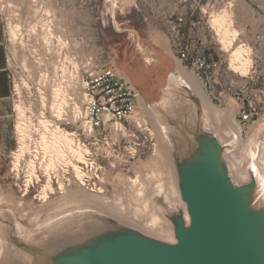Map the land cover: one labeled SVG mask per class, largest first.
Here are the masks:
<instances>
[{
	"label": "rangeland",
	"instance_id": "374dc122",
	"mask_svg": "<svg viewBox=\"0 0 264 264\" xmlns=\"http://www.w3.org/2000/svg\"><path fill=\"white\" fill-rule=\"evenodd\" d=\"M135 1L137 7L129 0H123L122 4L118 0H0V12L7 23L9 67L16 91V151L20 147L19 124L27 121L33 128V139L37 140L36 129H39V121L43 117L75 134L78 142V127L83 117L75 119L70 107L58 120L51 109L55 86H65L73 96L70 61L65 64L61 61V57L67 55L71 59L84 52H94L101 62L117 64L121 74H126L137 86L149 106L141 112L150 126L147 140L140 136L143 146L135 159L129 158L137 144L135 138L116 144L102 138L98 145L91 150L88 148L94 155L101 154L104 167L101 181L104 192L101 195L117 200L136 217L135 220L103 208H90L86 213L76 207L71 210L67 205L97 193L80 188L76 181L71 188L60 192L57 175L54 174L52 184L55 194L50 193L44 202L40 194L48 177L42 169H38L40 181L34 180L28 195L23 196L28 181L26 162L22 163L17 174L12 172L14 155L1 161L0 264H18L21 255L28 256L25 249L28 245H41L66 229L93 219L94 214L111 217L151 233L143 223L158 212L164 221H160L151 234L162 238L166 236V218L158 200L163 198L171 208L181 202L169 137L178 136L179 127L195 118V98L198 97L186 78L178 74L179 67L184 66L173 48L170 22L175 15L194 13L189 22L194 21L198 25L189 38L196 42L197 50L202 53L208 50L211 57L220 62L209 83L202 82L192 70L184 67L200 81L211 103L221 111L220 123L206 115L208 125L224 141L233 140L236 144L231 155L235 153L244 163L237 165L231 156L230 159L239 174L247 163L256 162L259 165V156L264 153V0ZM94 5L99 7L95 15L90 14ZM222 13L229 15L230 23L232 21L227 28L238 32L236 47L243 45L245 52L250 53L247 74L230 70L231 54L225 51L212 23ZM49 21L50 26L54 25L53 34L61 36L66 45L54 39L53 43H47L46 25ZM17 25L21 27L20 31H16ZM12 31L18 33L13 36ZM147 59L152 61L151 66L146 63ZM163 63L168 66L167 70L162 68ZM43 96L47 99L46 107L42 103ZM250 103H256L258 116L254 124L243 125L238 113L241 107L247 109ZM18 106L25 107L26 117H20ZM238 127L242 130L241 136H237ZM35 142H31L33 150L37 146ZM70 172H73L72 169ZM168 227L170 230V225Z\"/></svg>",
	"mask_w": 264,
	"mask_h": 264
},
{
	"label": "water",
	"instance_id": "95a60500",
	"mask_svg": "<svg viewBox=\"0 0 264 264\" xmlns=\"http://www.w3.org/2000/svg\"><path fill=\"white\" fill-rule=\"evenodd\" d=\"M195 102V118L169 137L181 202L171 208L158 200L172 240L94 214L28 245L18 264H264L261 168L249 163V178L241 179L230 159L236 144L210 128L201 99Z\"/></svg>",
	"mask_w": 264,
	"mask_h": 264
},
{
	"label": "built area",
	"instance_id": "2783aa9c",
	"mask_svg": "<svg viewBox=\"0 0 264 264\" xmlns=\"http://www.w3.org/2000/svg\"><path fill=\"white\" fill-rule=\"evenodd\" d=\"M193 16V12L178 14L170 22L173 48L177 52L181 65L186 69L194 70L195 76L202 82L209 83L214 72L219 68L220 62L215 57L212 58L210 52L207 53L208 50L204 53L197 50L196 42L189 38L198 25L194 21L189 22ZM70 66L72 68L70 79L74 84L71 102L73 107L77 106L83 112L81 116L83 120L78 127L79 134L77 135H80L78 142L91 150L93 146L99 144L102 138L109 139L114 144L128 142L135 138L137 144L129 156L130 159H135L139 156V150L143 146L139 141L140 136H144L147 140V134L150 132L149 123L141 112L142 104H145L141 91L128 77L121 74L117 64L101 62L98 54L94 52H84L77 57H72ZM12 80L14 81L13 78ZM15 92L13 89V98ZM238 114H241V124H254L258 116V107L256 103L247 104V109L241 107ZM14 115L16 120L18 118L16 108ZM72 135L75 138V134ZM109 155L106 154V156ZM100 156L101 154L95 153L94 155L89 151L85 155L84 162H77L82 174L79 179L73 167H68L61 177L56 176L60 192L65 188H71L74 185L73 181H76L80 188L93 193L104 192L101 187L104 167ZM60 181L63 182L62 187L59 184ZM53 194L55 192L51 195ZM26 195L28 194H23V196Z\"/></svg>",
	"mask_w": 264,
	"mask_h": 264
},
{
	"label": "bare ground",
	"instance_id": "6f19581e",
	"mask_svg": "<svg viewBox=\"0 0 264 264\" xmlns=\"http://www.w3.org/2000/svg\"><path fill=\"white\" fill-rule=\"evenodd\" d=\"M223 14V15H222ZM217 15L215 19L212 21L213 28L216 30V34L221 40V43L224 46L225 51L231 54L230 58V70L236 73L247 74L249 69V64L251 62L250 53L247 54L242 46L236 47V42L238 37V32H233L232 30L228 29L227 25L230 26V18H228L227 14L222 13ZM230 17V16H229ZM230 19V20H229ZM50 22V21H49ZM46 25L47 35V43H53L52 39L55 41L57 40L60 44H67L65 40L61 36H57L53 34L54 26L51 22L50 24ZM228 27V28H227ZM21 27L19 25L16 26V31L19 30ZM213 29V30H214ZM15 30V28H14ZM45 30V31H46ZM16 31L13 32V36L16 35ZM20 31V30H19ZM18 35V34H17ZM53 45V44H52ZM55 51V50H54ZM56 53V52H55ZM61 61L65 64L68 61H71L70 56L67 55L66 57L62 58ZM146 63L148 65H152V61L147 59ZM162 68H166V65L163 63L161 64ZM179 77H184L189 82L192 91L201 99L206 115L213 117L217 120L218 123L222 121L221 118V111H219L210 101L208 96L203 90V87L198 79H195L191 74L187 72V70L180 66L178 70ZM43 77V76H42ZM45 78V77H44ZM158 81V80H156ZM160 81V80H159ZM160 84V83H159ZM27 87V86H26ZM52 105L51 109L54 113V116L61 120L67 111L73 112L75 119L81 118L83 115L82 109L78 108L77 106L73 107V103L71 102V96L68 89L64 86L57 85L52 89ZM43 100V106L46 107L47 99L45 96L41 97ZM165 103L163 102L162 105ZM72 105V106H71ZM143 109H148L149 106L146 104H142ZM25 108V107H24ZM21 106H18L20 110V117H26L25 109ZM28 108V107H27ZM69 113V112H68ZM28 115V114H27ZM68 115V114H67ZM28 119V117H27ZM26 120V119H25ZM30 122V121H29ZM32 122V121H31ZM30 122V123H31ZM34 124V123H33ZM39 129H36V133L38 135V139H33L34 135L27 121L21 122L18 126V134L20 136V147L19 150L14 153V162L12 163V172H16L19 174L21 171L22 163L26 162V167L28 169L27 176V186L25 193L28 194L29 188L34 182V180L40 181V177L38 176V169H42L46 176L48 177L47 183L43 186L42 192L40 194L41 200L44 202L47 201L48 195L54 193V186L52 184V174L60 175L62 172L65 173L68 167H73L74 171L76 172L77 179L81 178L82 174L79 168L78 163L85 161V155L89 153V150L85 148L82 144L76 141L74 135L68 133L67 131L61 129L55 122L49 121L46 117H43L39 121L38 125ZM237 136H241L242 130L241 128H237L236 130ZM35 134V133H34ZM35 140L36 145L35 150L32 147V141ZM37 147V148H36ZM233 160L237 165H243V160H240L239 157L234 153L231 155ZM78 162V163H77ZM259 165L261 168V178L264 182V153L259 156ZM39 165V166H38ZM241 179H248L249 172H248V163L243 166L240 170L239 174ZM134 181V180H133ZM62 182V181H61ZM60 182V183H61ZM134 183V182H132ZM135 185V184H134ZM132 185V186H134ZM63 186V182L61 183V187ZM171 190L173 191V185H170ZM133 188V187H132ZM103 192H97V194L87 195L85 198H80V201L73 202L70 205H67L69 208L79 210H84L83 213L89 211V209H99L103 208L108 210L111 213H115L121 217L129 218L135 220L136 217L131 215V213L122 205H119L116 201L109 199L108 197L101 195ZM75 197V196H74ZM113 201V202H112ZM87 202H91L90 204H86ZM60 203V202H59ZM71 206V207H70ZM73 206V207H72ZM76 207V208H75ZM133 216V217H132ZM160 221H164L162 216L158 212H154L150 219L146 221L144 227L149 232H155V228L158 227ZM165 239L172 240L173 236L171 231L169 230V223L165 220ZM1 246V244H0Z\"/></svg>",
	"mask_w": 264,
	"mask_h": 264
},
{
	"label": "crops",
	"instance_id": "0c3cea01",
	"mask_svg": "<svg viewBox=\"0 0 264 264\" xmlns=\"http://www.w3.org/2000/svg\"><path fill=\"white\" fill-rule=\"evenodd\" d=\"M118 1L120 4L123 3V0ZM129 1L137 7L135 0V3L132 0ZM91 10L90 14L95 15L99 7L94 5L91 7ZM192 71L196 75L195 71ZM14 110L15 101L13 98V82L9 67L7 23L0 12V162L10 158L17 149L18 139Z\"/></svg>",
	"mask_w": 264,
	"mask_h": 264
},
{
	"label": "trees",
	"instance_id": "16d2710c",
	"mask_svg": "<svg viewBox=\"0 0 264 264\" xmlns=\"http://www.w3.org/2000/svg\"><path fill=\"white\" fill-rule=\"evenodd\" d=\"M207 53H209V51H207ZM215 59H217V58H215Z\"/></svg>",
	"mask_w": 264,
	"mask_h": 264
}]
</instances>
